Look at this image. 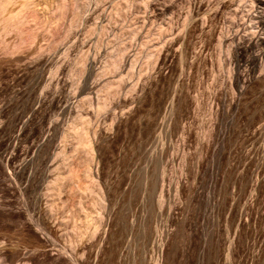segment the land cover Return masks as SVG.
<instances>
[{
	"label": "rangeland",
	"instance_id": "rangeland-1",
	"mask_svg": "<svg viewBox=\"0 0 264 264\" xmlns=\"http://www.w3.org/2000/svg\"><path fill=\"white\" fill-rule=\"evenodd\" d=\"M43 1L0 29V264H264V0Z\"/></svg>",
	"mask_w": 264,
	"mask_h": 264
},
{
	"label": "bare ground",
	"instance_id": "bare-ground-1",
	"mask_svg": "<svg viewBox=\"0 0 264 264\" xmlns=\"http://www.w3.org/2000/svg\"><path fill=\"white\" fill-rule=\"evenodd\" d=\"M11 1L12 0H0V29L2 30L4 28H8L9 26H16L18 24H21V27H19L18 32L16 34V36L18 37V39H17L18 43L17 44L14 43L12 48H14V47L17 48V47L22 46V45H27L28 43H30L32 41V39L39 37V35L48 37V36H50L51 33H54L53 31H56L55 29L58 28V26L56 27V24H54L55 22H54L53 18L49 15L47 10L44 8H40L43 5V2H44L43 0H21L22 5H24L25 7L28 8V10H26V12L24 13L23 17L21 14L20 15L15 14V13L12 14L8 11V5ZM78 1H80L81 6L76 8L77 10H76V13L74 14L73 20L79 19L80 15L82 14V11L85 7L84 5L86 4V0H78ZM59 5H61L62 13H64L65 8H66V11H68V3H65L64 0H61V3ZM36 6H38L39 11L35 10ZM52 15H54V13H52ZM64 17H66V15H64ZM21 18L26 19L24 21H28L29 19H31V21L29 22V25H23L20 21ZM108 27H110V25H108ZM59 28H61V27H59ZM39 29H42V30L37 32ZM0 35H1V32H0ZM257 36H258V38L260 37V31L256 29V31H254L253 35H251L250 37H246V39H245L246 43L244 42V45H242L240 47H237L238 46L237 45L236 47L241 52H244L246 50V48H248V47H250L256 43L255 38ZM231 40L235 41V37L232 36ZM149 55H151L150 57H153L154 53L151 52V53H149ZM114 57H116V55H114ZM83 58L84 57L82 56L81 59H83ZM259 58H260L259 53H255L252 56V59L254 61H257ZM110 59H112V57H110ZM118 60L119 59H116V60L109 63L108 71H111L118 64ZM93 62H94V59H91L88 62V66L91 67ZM109 84H110V82L106 83V85H109ZM106 93L113 95L115 93V90H114V88L109 87ZM100 103H102V101ZM68 135L72 136L71 133ZM77 144H78V146L84 147V148H88L90 146L89 145L90 142L85 135H83L80 138V140L78 141ZM52 190H53V188H52ZM78 191H79L78 192L79 193V196H78L79 202L78 203L81 204L80 209L85 210L87 207H84L82 204L87 202V206H88V202L93 199L94 195L86 186H80L78 188ZM85 205H86V203H85ZM96 216H97V214L95 213L94 217H96Z\"/></svg>",
	"mask_w": 264,
	"mask_h": 264
}]
</instances>
